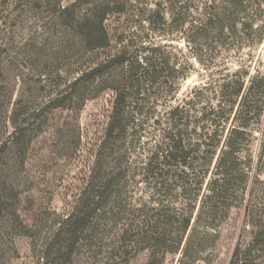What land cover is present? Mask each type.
Returning <instances> with one entry per match:
<instances>
[{
	"label": "trees",
	"instance_id": "trees-1",
	"mask_svg": "<svg viewBox=\"0 0 264 264\" xmlns=\"http://www.w3.org/2000/svg\"><path fill=\"white\" fill-rule=\"evenodd\" d=\"M31 1L52 10L65 52L76 58L72 74L56 68L60 87L41 103L13 105L0 54V218L8 217L32 240L38 264H74L83 249L104 252L111 223L124 224L112 245L114 264L131 255L129 249L148 252L147 264H164L167 255L180 252L198 260L207 246L215 247L218 228L235 208L244 209V221L230 264H264V73L248 84L247 72L226 77L217 104L198 123L189 122L185 106L170 109L161 143L141 164L132 162L143 120L156 118V107L150 113L153 89L170 85L177 91L185 78L179 77L181 68L161 48L135 47L109 26L112 16L129 13L133 0H78L67 7L63 0ZM193 2L160 0L144 21L184 33L189 44L212 53L248 36L263 41L264 0H207L197 9ZM11 5L0 0L3 12ZM106 91L114 95L112 111L82 186L68 210L51 213L38 235L22 216L14 168H24L51 115L79 114ZM81 138L79 133L78 146ZM133 183L147 187L150 202L133 203L127 196ZM135 212L144 214L137 228L128 226L135 231L129 236L127 217Z\"/></svg>",
	"mask_w": 264,
	"mask_h": 264
},
{
	"label": "rangeland",
	"instance_id": "rangeland-1",
	"mask_svg": "<svg viewBox=\"0 0 264 264\" xmlns=\"http://www.w3.org/2000/svg\"><path fill=\"white\" fill-rule=\"evenodd\" d=\"M77 1L63 0V6H70ZM159 1L133 0L128 14L114 15L108 21L114 31H118L135 47L161 48L171 63L181 68L179 77L185 76L179 80L177 91H172L170 85L160 90L156 85L153 89L155 95L150 113L152 116L156 107V118L143 120V126L139 128L141 141L137 143L135 139V150H132V162L140 164L161 143L170 109L185 106L189 110V122L198 123L201 113L217 104L218 85L226 77L239 71L247 72L248 84L251 76L257 72L264 73V39L257 43L252 36H248L212 53L207 50V46L203 48L200 44H189L184 39V33L159 25L150 27L144 20ZM202 1L194 0V9ZM86 7L82 5V9ZM64 45L60 26L49 8L35 6L31 0H12L7 11L0 10V54L4 85L11 94L13 105L19 100L24 105L39 104L60 87L61 81L55 75L56 68L70 74L75 71L72 65L76 58L65 52ZM113 102V93L106 91L99 98L87 102L79 114L71 111L55 112L50 116L46 132L31 147L24 168H14L13 178L17 180L16 186L22 195L21 213L36 234H41L51 213L64 214L73 202L93 162V147L103 135ZM79 133L82 137L80 146L77 144ZM127 196L137 205L146 204L152 198L151 192L142 183L131 184ZM143 214L135 212L127 217L125 229L130 231L129 236L135 231L128 226L137 228ZM243 221L244 209H233L217 230L219 239L215 247L207 246L200 259L191 256L185 258L180 252L167 255L164 264H230ZM123 226L109 224L105 233L108 246L103 248L104 252L95 254L83 249L76 256L74 264H114L111 259L112 245L116 244L119 233L123 232ZM127 251L131 255L119 256L116 264H127V259L130 260L128 264H147L148 252ZM116 253L113 251V255ZM38 254L32 240L21 235V230L14 224L12 227L8 217L0 218V264H38ZM193 255L196 256V253Z\"/></svg>",
	"mask_w": 264,
	"mask_h": 264
}]
</instances>
